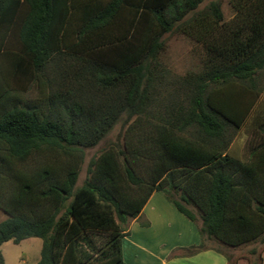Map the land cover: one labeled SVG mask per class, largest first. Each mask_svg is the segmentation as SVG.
<instances>
[{
	"label": "trees",
	"instance_id": "16d2710c",
	"mask_svg": "<svg viewBox=\"0 0 264 264\" xmlns=\"http://www.w3.org/2000/svg\"><path fill=\"white\" fill-rule=\"evenodd\" d=\"M204 1L0 0V246L38 237L37 264H125L129 221L156 191L201 222L203 239L264 242V116L249 158L229 152L261 95L264 0H229V21ZM174 31L206 58L160 102ZM120 122L121 141L78 186L86 150ZM93 234L109 239L99 247Z\"/></svg>",
	"mask_w": 264,
	"mask_h": 264
},
{
	"label": "rangeland",
	"instance_id": "374dc122",
	"mask_svg": "<svg viewBox=\"0 0 264 264\" xmlns=\"http://www.w3.org/2000/svg\"><path fill=\"white\" fill-rule=\"evenodd\" d=\"M211 0H205L199 7L204 9L208 6ZM220 3L221 9L224 13L225 20H231L236 10L233 8L229 0H216ZM165 49L161 54L160 60L164 68L165 78L160 84V102H167L169 100L170 91L174 87V81L178 77H182L189 72H199L204 68V60L206 54L201 44L197 43L189 36L179 33L171 32L164 36ZM258 87L261 89V95L257 105L247 120L245 125L236 131L233 141L230 145L229 152L241 159L247 160L250 155L251 147L259 140V133L257 128V121L264 116V71L258 75ZM37 91L31 90L28 97H35ZM171 99V98H170ZM125 128H122L121 122L116 124L114 129L95 147L86 150L84 163L81 167L79 175L78 186L83 183L87 176V168L92 157L98 156L103 150L108 148L112 143L121 141ZM196 210V209H194ZM7 215L0 210V221L4 220ZM128 227V226H127ZM92 238L97 246H102L107 242L109 237L106 234H93ZM232 256L249 255L251 260L259 264V255L264 246V242L260 240L253 241L239 246V251L235 252L232 247H226L217 241L211 243ZM84 248H88L85 246ZM42 249V240L38 237H30L22 240L16 244L12 240L4 242L0 246V251L3 254L5 264H37L40 259ZM256 249V254H251V250ZM93 253V250L89 249Z\"/></svg>",
	"mask_w": 264,
	"mask_h": 264
},
{
	"label": "crops",
	"instance_id": "0c3cea01",
	"mask_svg": "<svg viewBox=\"0 0 264 264\" xmlns=\"http://www.w3.org/2000/svg\"><path fill=\"white\" fill-rule=\"evenodd\" d=\"M200 226L199 220L188 219L162 191H156L141 215L129 221L122 239L123 260L125 264H231L222 249L211 246L214 240L203 239ZM203 241L204 249L188 253V248ZM239 248L232 249L238 252ZM260 253L264 264V246ZM233 259L236 264H250L251 256L238 255Z\"/></svg>",
	"mask_w": 264,
	"mask_h": 264
}]
</instances>
